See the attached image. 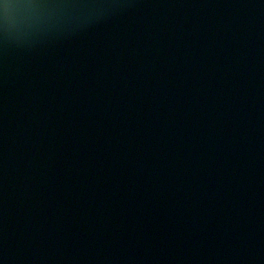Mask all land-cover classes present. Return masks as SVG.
I'll return each instance as SVG.
<instances>
[{
	"label": "water",
	"instance_id": "95a60500",
	"mask_svg": "<svg viewBox=\"0 0 264 264\" xmlns=\"http://www.w3.org/2000/svg\"><path fill=\"white\" fill-rule=\"evenodd\" d=\"M0 264H264V0H0Z\"/></svg>",
	"mask_w": 264,
	"mask_h": 264
}]
</instances>
